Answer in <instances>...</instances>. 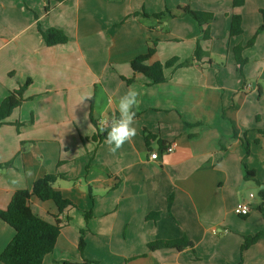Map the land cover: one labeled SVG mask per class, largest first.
I'll return each mask as SVG.
<instances>
[{
  "label": "crops",
  "instance_id": "obj_1",
  "mask_svg": "<svg viewBox=\"0 0 264 264\" xmlns=\"http://www.w3.org/2000/svg\"><path fill=\"white\" fill-rule=\"evenodd\" d=\"M234 2L0 0V105L30 82L25 101L0 126V210L16 191L57 173L64 179L54 188L74 204L60 214L52 201L31 199L35 214L61 222L43 264H264V236L241 254L245 237L264 231V32L244 50L242 70L234 56L264 25L263 1ZM188 11L214 16L207 40ZM235 15L243 34L230 37ZM38 26L63 31L69 42L47 47ZM152 47L147 65L192 63L166 69V82L151 86L131 62ZM130 87L140 93L137 135L112 154L105 141H91V106L105 128ZM147 133L156 137L149 144ZM170 145L174 151L164 153ZM251 194L250 214L236 215ZM84 212L92 214L88 222ZM14 236L0 220V255ZM179 239L192 246L148 248Z\"/></svg>",
  "mask_w": 264,
  "mask_h": 264
},
{
  "label": "trees",
  "instance_id": "obj_2",
  "mask_svg": "<svg viewBox=\"0 0 264 264\" xmlns=\"http://www.w3.org/2000/svg\"><path fill=\"white\" fill-rule=\"evenodd\" d=\"M263 7L260 10L262 19L264 20V0ZM243 0H235L234 5H242ZM199 24L203 27L204 40L208 39L209 36V25L213 21L214 16L209 13L188 11ZM143 17H151L154 19H162L169 16L168 13L156 14L149 16L145 13L141 14ZM39 33L42 37L43 42L47 47H54L58 45H66L69 42L68 36L61 30L49 28L43 30L38 26ZM264 32V25L257 31V34L245 45H239L234 48V56L236 64L239 69L242 70L243 66L247 63V60L243 58V52L247 48H251L254 43L256 36ZM243 34L242 19L240 16H233L230 25V37H237ZM200 44L197 43L194 57L198 59L201 55ZM155 54V47L149 48L145 55H142L131 62V68L134 73L141 74L149 80V85H158L166 82V76L164 71L172 67L181 68L191 65L192 61H185L179 63L178 58H173L165 64L155 63L153 65H147V62ZM130 83V80H126ZM30 82L21 86L19 89L11 91L10 94L2 101L0 105V126L5 125L7 120L13 113V111L19 108L25 101L24 92L29 87ZM92 106L90 118L93 126L96 129L95 134L92 136L91 141L98 146L103 141L109 129L110 122H108L105 128H98L97 122L93 119ZM156 137L147 133L145 140L147 144ZM164 143H160L161 149L164 148ZM246 153L249 154V147L246 145ZM248 175H252V172H247ZM64 179L62 174H48L38 179L31 190H18L11 198V201L5 210H0V220L9 225L15 232L13 240L5 248L0 255V262L2 264H43L46 256L53 253L57 240L61 232V222L56 221L50 223L39 215L35 214L31 208V199L37 198L42 202L52 201L58 208L59 213L62 214L67 208L74 207V204L63 197L60 191L54 188V184L59 180ZM260 195L264 197V190L260 192ZM171 201H169V209L171 207ZM260 210H264L259 207ZM157 214L150 216L155 218ZM90 212H84L85 221L91 218ZM264 236V231L259 232L254 236L245 237L244 244L241 247V254L256 244ZM192 243L186 239H179L175 241H157L150 243L148 248L150 251H156L161 249H176L182 250ZM86 247L85 242V230H81L79 239V252L83 255ZM64 264H95L88 260H83L82 263H68Z\"/></svg>",
  "mask_w": 264,
  "mask_h": 264
},
{
  "label": "clouds",
  "instance_id": "obj_3",
  "mask_svg": "<svg viewBox=\"0 0 264 264\" xmlns=\"http://www.w3.org/2000/svg\"><path fill=\"white\" fill-rule=\"evenodd\" d=\"M139 96L140 93L130 87L118 100L117 111L119 115L112 118L105 137V143L112 154H116L125 143L130 142L137 135L135 118L137 109L141 103ZM91 99V95L85 96L80 103ZM85 119H87V114L85 115Z\"/></svg>",
  "mask_w": 264,
  "mask_h": 264
},
{
  "label": "built area",
  "instance_id": "obj_4",
  "mask_svg": "<svg viewBox=\"0 0 264 264\" xmlns=\"http://www.w3.org/2000/svg\"><path fill=\"white\" fill-rule=\"evenodd\" d=\"M108 123H106L107 125ZM175 149V145H170L169 147L165 148L164 153H172ZM153 157H155L153 159ZM150 158L152 160H157L159 158V152H154L151 154ZM256 196L254 194H251L249 196V200L248 201H243L242 203H240L236 209H235V214L240 216V217H246L250 214L251 209H252V202L255 201Z\"/></svg>",
  "mask_w": 264,
  "mask_h": 264
}]
</instances>
